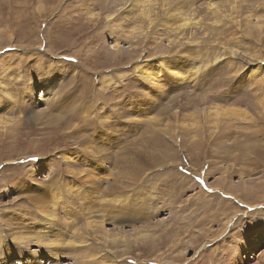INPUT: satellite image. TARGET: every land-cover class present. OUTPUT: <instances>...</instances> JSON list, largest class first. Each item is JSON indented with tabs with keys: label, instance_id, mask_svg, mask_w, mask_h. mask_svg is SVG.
<instances>
[{
	"label": "rangeland",
	"instance_id": "1",
	"mask_svg": "<svg viewBox=\"0 0 264 264\" xmlns=\"http://www.w3.org/2000/svg\"><path fill=\"white\" fill-rule=\"evenodd\" d=\"M209 1L219 4L227 10V14L237 15L234 7L243 5L239 8H244L243 14L264 16V0H172L170 3L173 9L182 6L188 8L190 5L196 7L197 18L191 17L193 29L203 25L193 35L195 39H191V44L175 50L173 43L176 35L170 33V30H161L159 34L163 35H156L158 31L141 25L138 20L129 22L126 20L129 17H120L111 1L0 0V42L5 46L0 52V63H9V56L26 53L30 56L28 62L36 59L38 64L42 61L48 68L53 63L56 65L62 61L59 65L66 70L67 80L71 79L65 95L67 101L51 112L50 117L58 123H69L73 130L78 127L77 130L82 131L88 143L99 142L102 154L114 161L108 165L97 161L100 168L105 167L112 172V178L109 179H117L124 185H132L133 181V184L140 183L135 189H139L143 196L138 197L139 194L136 196L130 192L134 203L129 208L130 211L124 208L117 211L119 214L114 226L119 230L124 229L125 235L136 243L141 242L136 240L138 230H145L150 233L147 236L148 242L155 240L154 245L132 243L129 254L122 251L124 248H116L117 252L106 255V260L115 256L118 264H264V115L260 114L261 119L255 124L235 125L216 135L204 130L199 135L196 131L185 134L175 131L176 125L190 120V113L194 111L201 114L198 127L202 126V110L205 107L202 105L203 98L220 93L229 92L227 97L250 104V114L256 118L262 110L260 105L261 109L258 108L257 102L264 97V87L262 90L254 88L252 85L257 82L247 78L245 72L237 74V77L229 75L225 62L207 70L208 77L202 78L205 81L203 86L184 84L182 79H175L164 64L159 71H153L152 77L161 73L154 82L137 75L136 68H144V63L148 61L159 63V58L165 56L177 55L184 59L193 57L199 62H207L221 48L228 52L231 48L243 47L240 41L242 34L237 32L236 25L228 22L216 24L211 19V13L207 9ZM159 2L162 0L156 2L161 7L162 3ZM113 22L121 25V30L127 31L128 36L124 34L126 40L122 41L120 50L112 43L116 28ZM205 24L213 26L216 33ZM10 35L13 36V41L10 40ZM19 35L32 36L28 41L23 38L24 42L18 44L22 37ZM46 35L52 37L53 49L48 43L40 45V39H44ZM73 35L76 36V44L64 48L63 43L73 40ZM243 36L245 42L257 44V49L263 52L264 57V36L257 43L254 42L255 35ZM166 37H169V41L160 43V40H154H164ZM31 39L35 44L31 43ZM14 41L19 45V50L14 46L9 47L10 42ZM79 49L82 52L77 57L74 53ZM34 69L31 77L36 82L41 76V70ZM106 78L110 81L109 84H104ZM26 84L27 81L18 88L23 90ZM40 94L41 89L38 87V98ZM205 94L208 96L204 97ZM135 105L148 111L157 120L160 119L161 128L144 116L133 120ZM27 110L19 115L22 124L18 129L20 134H4L0 130V235L5 237H8L9 229L13 228V232L25 230L27 219L34 217L39 220L36 214L38 210L33 204L36 202L35 197L41 200H37L36 203L39 204H51L53 199L56 203L54 195L59 190L62 195L59 198L60 206L67 205L72 198L66 190V184L61 190H48L45 185H53L51 179L42 178L44 175L38 173L36 165L41 161L56 162L62 174L64 165L59 151L65 146L68 148L69 143V148L77 147L76 142L79 143L80 137L75 136L68 143L66 134L54 132L52 129L55 128L47 120L33 121L32 113ZM84 110L88 113V121L78 122L73 126V117L70 115L73 111L82 115ZM13 116L18 120L17 114ZM130 116L131 121L128 118ZM102 117L113 119L103 124L100 121ZM153 132L159 133V137L163 136L162 142L161 138L155 142L154 137L157 135L154 136ZM81 133L77 134L81 136ZM174 152L178 155L176 164L169 157ZM78 162L70 166L79 170L87 168L84 166L85 162ZM63 175L61 179L68 180L70 184V175ZM219 179L226 181L220 184ZM40 185H44L43 191L35 193L37 187L41 188ZM98 186L103 187L101 184ZM142 188H146V191ZM78 198L71 201V208L75 213H80L81 207L77 206L80 205V200L84 201ZM110 224L111 222H107L106 227L112 230L114 227ZM3 243L14 246L9 239ZM155 245L157 246L154 247ZM13 249L8 254L6 247H0V264H31L33 260L52 264L53 260L41 255L42 250L38 247L14 246ZM73 250L77 252L67 247L65 255L60 254L54 264H78L74 257L80 255H69ZM84 258L86 257H80V261L87 260Z\"/></svg>",
	"mask_w": 264,
	"mask_h": 264
},
{
	"label": "bare ground",
	"instance_id": "2",
	"mask_svg": "<svg viewBox=\"0 0 264 264\" xmlns=\"http://www.w3.org/2000/svg\"><path fill=\"white\" fill-rule=\"evenodd\" d=\"M108 1L112 2L111 3L112 6L116 8L117 12L120 13L119 15L121 18L129 17L128 19H126L129 22L132 21L133 19L138 20V22H140L141 25L142 24L146 25L150 29L158 31L156 35H161V34L163 35V33L159 34V31L161 30L163 31H165V29L166 31L170 30V33L176 35L175 41L173 43L175 50L180 46L183 48V46H187L191 44L192 42L191 39H195L193 35H195L196 32H199L203 28V25H200L198 23V25H200L199 28L193 29L194 25H192L191 23V17H194L196 19L197 18L196 14L198 11L196 7L194 6L191 7V5L188 8H183L182 6L181 8L177 7L176 9H173L172 3H170L172 0H162L161 7L157 6L156 3L157 0H150V1L149 0L148 1L147 0H122V1L106 0V2ZM242 6H236L237 8L234 7V11H236L237 15L227 14V10H224V8L221 7L219 4L211 3L210 1L207 5V9L211 13L212 16L211 19L214 20L216 24L219 23L226 24L225 22H228L229 24L236 25V27L238 28L237 32H240L242 34L240 41L242 42L243 47H240L238 49L231 48V50H229L228 52L223 51V49L221 48L219 49L220 51L215 52L214 56L209 58L207 62L206 61L199 62L193 57H187L186 59H184L178 57L177 55H172V56L170 55L167 57L165 56L159 58L160 60L159 63L158 61L155 62L148 61L144 63L146 64L144 68L143 67L141 69L136 68L138 72L137 75L138 76L140 75L139 76L140 78L143 77L144 80L154 82V80H158L157 76L159 77L161 73L160 75L152 77L151 75L153 71L156 72L159 71V69H161L160 66L164 64L168 72L170 71L173 73L175 79H182V82L184 84L193 83L195 85L199 84L200 86H203L205 84V81L202 78L208 77L207 76L208 74H206L207 70L209 68H212L214 65L216 66L221 62H225V64H227L229 75L236 76L237 74L239 75V73L243 72L244 74L245 72L247 78L249 77L251 80L257 82L256 85L253 84L252 86L254 88L261 89L262 87H264V57L262 56L263 52L257 49L258 47L257 44H251L250 41L249 43L245 42V37L243 35L246 36L255 35L256 39L254 40V42L257 43V41L261 39L262 36H264V16H262L263 14H258L259 16L254 15L255 13L254 14L248 13V15L243 14L245 13V11L243 10L244 8H242L241 10L239 9ZM184 9L185 10L188 9V10L185 11ZM186 12H189V14ZM134 13H137V15H133ZM163 19H165V21H163ZM115 24H116L115 25L116 28L114 27L115 29L113 32L115 34V38L112 43L116 49L120 50L123 43L122 41L124 39L126 40L125 35L127 34V31L121 30L120 28L121 25L117 23ZM205 25L206 27L207 26L210 27L207 24ZM210 28L212 31L215 32L213 26H211ZM140 30L142 29L140 28ZM133 31H137V29H133ZM21 36L22 35H19V37ZM31 36L32 35H25V36L23 35L20 38L21 40H19V42L17 43L22 44L24 42L23 38L26 41H28L27 39H29ZM12 37L13 36L10 35V40L13 41ZM43 37L41 39L39 38L40 45L41 44L46 45L48 43V45L51 46L53 44V41L51 40L52 37L46 35L45 38L47 40H45V38L43 39ZM75 37L76 36L73 35L74 38L73 40L69 39L67 40L68 43H63L64 44L63 47L65 48L69 45L70 47H73V43L76 44L77 41ZM154 40H160V43H162L163 41H167V40L169 41V37H166L164 40L160 38H154ZM30 41H32L31 43L35 44L34 40L31 39ZM15 42L16 41L10 42L9 47L14 46L17 47V49L19 50L20 47L18 44H15ZM3 48H5V46H3V43L0 42V52L3 50ZM81 52L82 50L79 49V51H76L74 54L78 57V55L81 54ZM178 53L179 50L177 51V54ZM20 55L18 56L15 55V57L9 56L11 58L8 59L9 63H4V62L0 63V130H3L4 134H8V133H12V134L17 133V135L20 134L18 129L19 127L21 128L22 124L19 115L22 114L26 109H28L27 111L32 113L33 121L40 122L43 119L45 121L47 120L46 122L55 128L52 129L54 130V132H59V135L66 134L68 136V141H67L68 143L75 136L80 137V139L78 138L79 143L76 142L77 147L69 148L70 146L69 143L67 144L68 148H66L65 146L64 149H61L59 151L60 158L63 160V165H64L63 170H65V172L62 170V174L61 171L58 170V165L56 162L53 163V162L41 161L38 165H36L38 166V171H39L38 173L44 175L42 178L45 177V179L47 178L51 179L53 185H45L46 188L48 190L52 189L53 192L55 190L62 188V186L66 184V190L72 196L71 200L67 202L68 203L67 205L66 204H62V206L58 205L60 201L59 198H61L62 196L59 190L54 195V197L56 198V203H54V199H53L52 203L51 204L49 203L50 205L48 203H43V204L36 203L38 202L37 200L40 199L35 197L36 202L33 204H35V207L38 210L36 214H38L39 220H36L34 217L27 219L28 223L25 224V230L23 229V231L13 232L14 229L12 228L9 229L10 233L8 234V237L0 235V247L3 246L6 247L7 253L9 254L10 252L14 251L13 249L14 246L18 248L20 247L28 248L29 245H32V247H38L40 251L42 250L40 253L41 255L53 260L52 264H54V261L57 258H59L60 254L65 255L67 247L68 248L71 247L75 249V251L77 252H74L73 250V253L72 252L69 253L70 256H73V254H77L80 255L81 258L86 257L84 259H87L85 261H82L81 259L80 261V257H76V258L74 257V259L78 261V264H118V261L117 262L115 261L116 259L115 256L110 260H106L105 259L106 255H110L111 253L112 254L116 253L117 251H115V249L116 248L118 249L120 247L124 248L122 251L125 254H129V251L132 248V243H136V242L131 241V238H129L128 235H125V233L123 232L124 229L119 230V228L114 226L115 225L114 223H117V221L115 220L119 214V212L117 211L121 210L122 208L129 210L131 205L134 203L131 193H134L136 196L137 194H139L138 197L143 196L142 195L143 193L142 194L139 193L140 192L139 189L138 191H136L135 189L140 183H138V185L136 183L133 184V182H135L133 181L131 183L132 185H124L122 183H119L117 179H111L112 172L106 170L105 167L104 169L100 168V166L97 164V161L100 162L102 165H108L109 163L111 164L112 162L109 158L105 157V154H102L103 151L101 149V146L99 145V142L97 144L94 141H90V143H88L87 139L83 137L81 133L82 131L80 132L77 130L79 129L77 127L78 125L76 126L77 127L76 130H73L69 123L67 124H64L65 122L58 123L57 120L52 119L50 117L49 114L51 112H54L57 109H59L61 107V104L67 101L65 95L68 93L67 91L71 79L67 80L66 70H64V67H61L59 65L60 63L63 62L59 61V63L56 65L53 63L48 68L47 66H44L43 63H41L42 61L40 62V64H38L39 61L37 63L36 59H33L31 62H28L30 56H28L27 53L22 56ZM50 55H53V53L52 54L50 53ZM75 55L73 56L76 57ZM19 57L21 58L20 61L17 63ZM62 66H64V64H62ZM34 68H37L39 71L41 70V74H40L41 76L40 78H38L39 80H36V82L33 80L34 78L31 77L32 71L34 70L35 72ZM199 78H201L202 81H200ZM29 80H31L29 82L30 84L28 83ZM26 81L27 84L25 87H23V90L18 88L22 83ZM108 82L110 81L106 78L104 80V84L105 83L107 84ZM38 87L39 89H41V94L39 98L36 95V88ZM27 91H30V93ZM228 94L229 92L225 94L220 93L211 96L205 94L204 97L206 96L208 97L205 99L203 98L204 103L202 105H205V107L202 110L204 112L203 115L204 118L202 117L204 123L202 124V126L198 127L199 119H200L199 117L201 114H198V112L194 111L190 113V120L181 122L178 126L176 125L175 131L178 130L179 132L184 134L187 132L191 133L196 131L197 134L199 135V132L204 130L207 133L216 135L220 131L230 130L235 125L244 124L246 126H249L255 124L259 118L261 119L259 115L260 114L264 115V113L261 112L264 111L263 96L262 97L260 96L261 98H259L258 102L256 101L258 108L260 105L262 110L259 112L258 117L255 118L253 114H250L252 113V110L249 107L250 104L246 105V103H242V101H239L238 99L227 97ZM83 98L85 100H88L85 96ZM74 100L76 101V99ZM133 109H134L133 112H135V114L133 115L134 117L133 120L136 118L142 119L145 117L148 121L156 123L158 127L161 128V124H159V122H161L160 119L157 120V118H154L152 115H150L148 111H146L145 109H143L138 105H135ZM73 112L74 113L70 115L71 117H73L71 118V122L73 123V126L78 122L86 123L88 121V115H87L88 113L86 114L85 110L84 112H81L82 115L78 114L77 111H73ZM13 114L18 115V120L14 119ZM176 115L177 113L175 112V116ZM131 117L132 116L128 117L129 121H131L130 119ZM111 119H106L102 117L100 121L102 123L103 122L106 123L108 122V120ZM171 128H172L171 131H173V127ZM107 132H109V130ZM77 133H81V136H79ZM104 134L105 133H102V135ZM153 135L154 136L157 135L154 137L156 143L160 138H161L160 142H162L163 139L162 135L159 137V133L156 132H153ZM112 139L115 140L114 138ZM176 147L177 146L175 145V149ZM177 156L178 155H176V152H174V154L169 155V157H171V161L174 159L173 160L174 164H176L175 162H177L176 161ZM78 161L85 162L84 166H86L87 168H84V170L82 169L83 170L82 171L70 166L71 164H78L79 163ZM173 162H171L172 163L171 165H173ZM106 171H108V173ZM63 174L70 175L71 178L70 184H68L69 182L68 180L64 178H63L64 180L61 179V177L64 176ZM109 177L111 178L109 179ZM39 180L37 181L41 182ZM225 181L226 179H219L220 184ZM84 183L88 185H84ZM15 184L18 185L17 183ZM21 184L22 183L20 182L19 185ZM100 184L103 187L98 186ZM59 185H61V187H59ZM40 186L42 190L40 187H37V191H35V193H39V191H43L44 185H40ZM142 189L146 191L145 190L146 188H142ZM78 197L84 199V201L80 200V205L77 206V207L79 206L81 207L80 213H75L74 211H72L71 201ZM136 200H138V198H136ZM107 222H111L110 225L114 227L112 230L107 229L106 227ZM137 234L139 236L137 237L138 239L136 240L141 241L139 243H136L137 245H145V243H149V245L153 247L154 245L153 243L155 242V240L150 242H148L147 240L148 238L147 236L150 233H148L145 230H138ZM8 239L12 241L14 246L3 243ZM156 246L157 245H155L154 247ZM43 250H45L44 253ZM81 255H86V256L82 257ZM31 264H42V262L40 261V263H37V261L35 262L33 260Z\"/></svg>",
	"mask_w": 264,
	"mask_h": 264
}]
</instances>
